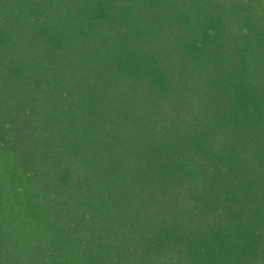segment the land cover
Masks as SVG:
<instances>
[{
  "label": "trees",
  "instance_id": "obj_1",
  "mask_svg": "<svg viewBox=\"0 0 264 264\" xmlns=\"http://www.w3.org/2000/svg\"><path fill=\"white\" fill-rule=\"evenodd\" d=\"M0 264H264V0H0Z\"/></svg>",
  "mask_w": 264,
  "mask_h": 264
}]
</instances>
